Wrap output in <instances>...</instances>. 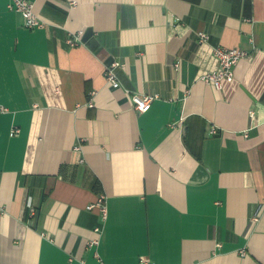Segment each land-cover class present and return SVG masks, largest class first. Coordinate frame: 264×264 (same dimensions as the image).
I'll return each mask as SVG.
<instances>
[{
	"label": "crops",
	"instance_id": "1",
	"mask_svg": "<svg viewBox=\"0 0 264 264\" xmlns=\"http://www.w3.org/2000/svg\"><path fill=\"white\" fill-rule=\"evenodd\" d=\"M9 1L0 264H264V0H28L34 29ZM216 46L247 52L221 88Z\"/></svg>",
	"mask_w": 264,
	"mask_h": 264
},
{
	"label": "built area",
	"instance_id": "2",
	"mask_svg": "<svg viewBox=\"0 0 264 264\" xmlns=\"http://www.w3.org/2000/svg\"><path fill=\"white\" fill-rule=\"evenodd\" d=\"M7 9L17 12L21 15L23 20V26L28 29L40 28L43 22L38 18L36 13L33 11V4L28 0H10L7 3ZM80 32L70 36L66 41L70 46H74L79 42ZM199 41L203 42L207 39V36L203 33H198ZM212 55L217 61L218 69L214 72L204 74L201 79L207 83L212 84L215 88H221L222 82H231L233 80V67L238 63L240 59L247 57V52L239 48H225L216 46L212 48ZM121 64L113 60L104 70V78L112 88L117 89L120 84L115 75V69L120 67ZM178 63H174V68L177 69ZM130 99L133 108L138 113L146 112L151 105V102L158 98L157 95H144L132 93L128 90L124 91ZM8 109L5 106L0 105V114H5ZM19 133V129L13 126L9 131V136H16ZM209 134H216V130L211 128ZM99 210L102 220L106 217V207L103 202V197L100 196L95 203L89 204L86 209ZM95 233H100V228L94 229ZM97 240H92L88 243V247L96 246ZM98 258V255L95 254ZM139 264H151L148 260H140Z\"/></svg>",
	"mask_w": 264,
	"mask_h": 264
},
{
	"label": "trees",
	"instance_id": "3",
	"mask_svg": "<svg viewBox=\"0 0 264 264\" xmlns=\"http://www.w3.org/2000/svg\"><path fill=\"white\" fill-rule=\"evenodd\" d=\"M93 190H95V192H97V193H100L99 187L97 189L95 187H93Z\"/></svg>",
	"mask_w": 264,
	"mask_h": 264
}]
</instances>
